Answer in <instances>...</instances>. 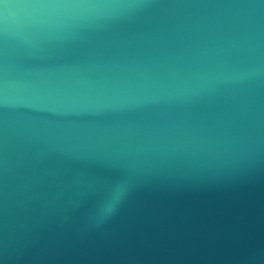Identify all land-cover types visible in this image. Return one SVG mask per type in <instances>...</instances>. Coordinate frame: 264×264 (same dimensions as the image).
<instances>
[{
	"label": "water",
	"instance_id": "95a60500",
	"mask_svg": "<svg viewBox=\"0 0 264 264\" xmlns=\"http://www.w3.org/2000/svg\"><path fill=\"white\" fill-rule=\"evenodd\" d=\"M0 264H264V0H0Z\"/></svg>",
	"mask_w": 264,
	"mask_h": 264
}]
</instances>
